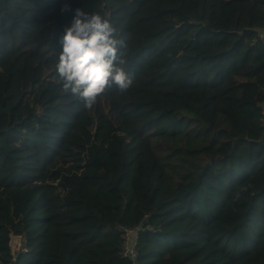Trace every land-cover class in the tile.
I'll list each match as a JSON object with an SVG mask.
<instances>
[{
  "label": "trees",
  "instance_id": "1",
  "mask_svg": "<svg viewBox=\"0 0 264 264\" xmlns=\"http://www.w3.org/2000/svg\"><path fill=\"white\" fill-rule=\"evenodd\" d=\"M76 8L134 80L91 110L55 73ZM260 32L264 0H0V264H130L137 227L136 264H264Z\"/></svg>",
  "mask_w": 264,
  "mask_h": 264
},
{
  "label": "clouds",
  "instance_id": "2",
  "mask_svg": "<svg viewBox=\"0 0 264 264\" xmlns=\"http://www.w3.org/2000/svg\"><path fill=\"white\" fill-rule=\"evenodd\" d=\"M69 10L68 4L61 9ZM59 44L55 62L57 82L64 93L81 100L86 109L91 110L113 85L121 93L133 86V77L125 67L124 38L100 14L76 8Z\"/></svg>",
  "mask_w": 264,
  "mask_h": 264
},
{
  "label": "built area",
  "instance_id": "3",
  "mask_svg": "<svg viewBox=\"0 0 264 264\" xmlns=\"http://www.w3.org/2000/svg\"><path fill=\"white\" fill-rule=\"evenodd\" d=\"M258 39L264 45V33L260 32L258 34ZM140 230L139 227L134 229H126L122 228V244H121V256L130 264H136L138 251L136 248L137 244V233ZM18 245V251L21 249L22 240L18 236L11 235L9 240V247L11 249V253L14 256L16 252H13V248L15 245ZM24 251V250H23Z\"/></svg>",
  "mask_w": 264,
  "mask_h": 264
},
{
  "label": "water",
  "instance_id": "4",
  "mask_svg": "<svg viewBox=\"0 0 264 264\" xmlns=\"http://www.w3.org/2000/svg\"><path fill=\"white\" fill-rule=\"evenodd\" d=\"M263 144H264V133H263V135L261 137V140L259 141V145H263Z\"/></svg>",
  "mask_w": 264,
  "mask_h": 264
},
{
  "label": "rangeland",
  "instance_id": "5",
  "mask_svg": "<svg viewBox=\"0 0 264 264\" xmlns=\"http://www.w3.org/2000/svg\"><path fill=\"white\" fill-rule=\"evenodd\" d=\"M18 249H19V248H18V245L16 244V245H15V248H13V252L18 251Z\"/></svg>",
  "mask_w": 264,
  "mask_h": 264
}]
</instances>
